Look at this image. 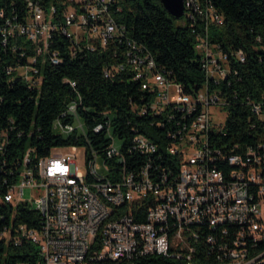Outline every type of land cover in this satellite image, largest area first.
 <instances>
[{"label": "built area", "instance_id": "2783aa9c", "mask_svg": "<svg viewBox=\"0 0 264 264\" xmlns=\"http://www.w3.org/2000/svg\"><path fill=\"white\" fill-rule=\"evenodd\" d=\"M190 1L202 14L196 0ZM114 3L63 0L44 7L28 1L25 23L8 20V35L32 43L35 54L27 64L18 62L9 67L7 74L39 90L42 78L35 66L40 60L45 63L57 32L72 41L75 56L76 48L95 52L120 46L125 42L126 28L114 17ZM205 20L207 33L211 24H223L212 9ZM126 42L124 60L112 63L104 76L113 79L129 72L134 81L141 82L151 101L139 115L164 117L159 126H170L166 155L159 154L158 145L146 136L135 135L129 155L136 153L149 160L142 166L131 161L129 171L109 120L93 129L97 135L105 132L109 140L105 156L91 145H72L54 148L33 164L28 152L17 182L0 198V241L15 247L24 243L36 246L37 264H136L148 255L186 264H264V143L244 152L239 145L229 148L206 140V131L224 132L217 130L221 125L215 123L211 110L224 111L226 104L217 90L210 89V82L218 85L226 80L232 72L230 58L244 63V53L224 54L210 43L208 34L199 38L196 49L208 83L197 94H187L159 70L147 49ZM114 56H120L118 47ZM50 58L53 65L61 63L56 52ZM80 104L70 103L55 120L53 128L58 134L87 137ZM252 110L264 124V98L253 104ZM0 137L6 136L0 133ZM4 146L2 141L0 151ZM80 148L85 153L84 172L75 161ZM100 158L106 176L98 172ZM111 161L118 167H112ZM20 205L39 216L38 226L16 225ZM8 206L12 212L6 218L1 210ZM201 221H210V229L201 230Z\"/></svg>", "mask_w": 264, "mask_h": 264}, {"label": "trees", "instance_id": "16d2710c", "mask_svg": "<svg viewBox=\"0 0 264 264\" xmlns=\"http://www.w3.org/2000/svg\"><path fill=\"white\" fill-rule=\"evenodd\" d=\"M28 1L49 7L63 0H0V133L6 136L0 137V143L5 141L0 151V198L17 182L28 152L33 164L49 156L54 148L72 145H91L105 156L109 140L105 132L97 135L93 129L107 120L112 122L113 133L122 144L129 171L131 161H138L142 166L149 160V157L136 153L129 155L135 135L146 136L158 145L159 154L166 155L171 143L168 136L170 126H159L165 121L164 117L150 113L139 115V110L148 108L151 101L141 82L134 81L129 72L113 79L104 76V70L112 63L124 60L122 54L128 46L126 39L147 49L159 70L181 85L187 94H197L208 83L202 57L196 49L199 38L208 34L210 43L217 45L224 54L242 51L244 63L231 57L232 72L228 78L218 85L210 82V89L217 90L226 101L228 119L224 132L215 134L213 131L209 140L217 146L230 148L239 145L244 152L264 143V124L252 110L253 104L264 98V0H196L202 14L197 13V7L191 5L190 0H185L188 14L179 26L164 10L160 0H115L112 10L116 21L125 25V42L95 52H82L76 48L75 56L72 41L54 33L45 63L40 60L35 66L42 78L39 90L7 74L9 67L18 62L27 64V59L35 54L32 43L23 38L16 41L8 35V20L13 24L25 23ZM208 9L215 11L223 19V24H211L207 33L205 15ZM117 47L120 56L115 59ZM22 52L24 57H21ZM55 52L61 59L58 65L51 63L50 57ZM69 82L75 83L76 87ZM72 102L81 103L78 111L85 123L87 137L61 135L53 128L55 120L61 118ZM62 121L66 122V119ZM153 160L157 162L155 158ZM110 164L118 167L115 161ZM113 169L120 171V168ZM1 212L9 218L12 208L5 207ZM39 222V216L29 208L20 205L16 209V225L26 224L32 228ZM209 229L207 226L201 228ZM37 263L36 246L24 243L15 247L0 241V264ZM100 264L127 262L104 261ZM136 264L186 263L148 255Z\"/></svg>", "mask_w": 264, "mask_h": 264}, {"label": "rangeland", "instance_id": "374dc122", "mask_svg": "<svg viewBox=\"0 0 264 264\" xmlns=\"http://www.w3.org/2000/svg\"><path fill=\"white\" fill-rule=\"evenodd\" d=\"M183 20H176V25L179 26V25H182L183 24ZM212 112V118L213 120L215 121L216 124H220L221 127H218V131L221 130V129H224L225 126H226V122H227V119H228V114L226 112V110H220V109H212L211 110ZM120 142L117 141V145H119ZM66 152H68V150H66ZM76 163L77 165L79 166L81 172H84L85 171V153H84V150L83 149H78L77 151V158H76ZM98 172L101 176H106L107 175V171L104 167V163L102 161V159L100 158L99 159V165H98ZM26 198L29 199L31 197V193L30 191H26V194H25Z\"/></svg>", "mask_w": 264, "mask_h": 264}, {"label": "water", "instance_id": "95a60500", "mask_svg": "<svg viewBox=\"0 0 264 264\" xmlns=\"http://www.w3.org/2000/svg\"><path fill=\"white\" fill-rule=\"evenodd\" d=\"M164 10L175 20L185 19L186 5L184 0H160Z\"/></svg>", "mask_w": 264, "mask_h": 264}, {"label": "bare ground", "instance_id": "6f19581e", "mask_svg": "<svg viewBox=\"0 0 264 264\" xmlns=\"http://www.w3.org/2000/svg\"><path fill=\"white\" fill-rule=\"evenodd\" d=\"M185 1V0H184ZM186 5V3H185ZM213 131H206V140H209V137L211 136L210 133ZM211 139V137H210ZM205 226L210 227V221H201V228L203 229Z\"/></svg>", "mask_w": 264, "mask_h": 264}]
</instances>
